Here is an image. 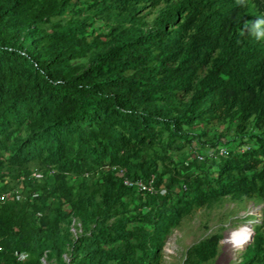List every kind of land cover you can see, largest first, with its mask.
Wrapping results in <instances>:
<instances>
[{
  "label": "trees",
  "instance_id": "trees-1",
  "mask_svg": "<svg viewBox=\"0 0 264 264\" xmlns=\"http://www.w3.org/2000/svg\"><path fill=\"white\" fill-rule=\"evenodd\" d=\"M226 196L264 202V0H0V264H164Z\"/></svg>",
  "mask_w": 264,
  "mask_h": 264
},
{
  "label": "rangeland",
  "instance_id": "rangeland-1",
  "mask_svg": "<svg viewBox=\"0 0 264 264\" xmlns=\"http://www.w3.org/2000/svg\"><path fill=\"white\" fill-rule=\"evenodd\" d=\"M147 11L148 9L143 13ZM149 16L152 19L155 14ZM263 207L264 202L226 196L195 209L165 239L161 249L163 263L183 264L188 246L213 233L221 232L224 237L219 253L205 264H239L253 239L254 228L263 223Z\"/></svg>",
  "mask_w": 264,
  "mask_h": 264
},
{
  "label": "built area",
  "instance_id": "built-area-1",
  "mask_svg": "<svg viewBox=\"0 0 264 264\" xmlns=\"http://www.w3.org/2000/svg\"><path fill=\"white\" fill-rule=\"evenodd\" d=\"M211 156L216 157L217 155H226L228 153V149L226 146H220L218 148V151L215 150H210L209 151ZM125 183L129 186H136L139 190L144 191V192H151L153 193L155 191V187L153 184V181L151 180L150 182L146 183L142 180H137V181H131L129 179L125 180ZM24 255H21V258H23Z\"/></svg>",
  "mask_w": 264,
  "mask_h": 264
},
{
  "label": "clouds",
  "instance_id": "clouds-1",
  "mask_svg": "<svg viewBox=\"0 0 264 264\" xmlns=\"http://www.w3.org/2000/svg\"><path fill=\"white\" fill-rule=\"evenodd\" d=\"M221 146H223V145H221ZM224 146H225V145H224ZM219 147H220V146H219ZM219 147H218V148H219ZM213 150L217 151L218 149H217V150H216V149H213ZM208 152H209V151H208ZM227 154H228V153H227ZM227 154H226V155H227ZM226 155H217L216 157H214V156H213V157H214V158H217V157H219V156L221 157V156H226ZM199 158H200V160H203L204 157H203V156H201V157L199 156ZM34 175H38V174L35 172ZM125 180H126V179H125ZM129 180H130V179H129ZM131 181H133V180H131ZM125 184H126V183H125ZM128 186H129V185H128ZM134 187H136V186H134ZM163 192H164V191H163Z\"/></svg>",
  "mask_w": 264,
  "mask_h": 264
},
{
  "label": "bare ground",
  "instance_id": "bare-ground-1",
  "mask_svg": "<svg viewBox=\"0 0 264 264\" xmlns=\"http://www.w3.org/2000/svg\"><path fill=\"white\" fill-rule=\"evenodd\" d=\"M257 212V211H256Z\"/></svg>",
  "mask_w": 264,
  "mask_h": 264
},
{
  "label": "water",
  "instance_id": "water-1",
  "mask_svg": "<svg viewBox=\"0 0 264 264\" xmlns=\"http://www.w3.org/2000/svg\"><path fill=\"white\" fill-rule=\"evenodd\" d=\"M48 264V263H47Z\"/></svg>",
  "mask_w": 264,
  "mask_h": 264
}]
</instances>
